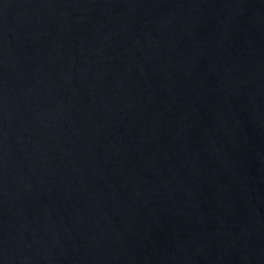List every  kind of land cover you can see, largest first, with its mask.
<instances>
[{
    "label": "water",
    "instance_id": "95a60500",
    "mask_svg": "<svg viewBox=\"0 0 264 264\" xmlns=\"http://www.w3.org/2000/svg\"><path fill=\"white\" fill-rule=\"evenodd\" d=\"M0 264H264V0H0Z\"/></svg>",
    "mask_w": 264,
    "mask_h": 264
}]
</instances>
